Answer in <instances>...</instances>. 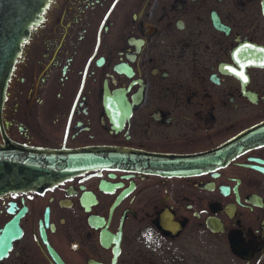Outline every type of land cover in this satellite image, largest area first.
<instances>
[{
	"label": "flooded vegetation",
	"instance_id": "1",
	"mask_svg": "<svg viewBox=\"0 0 264 264\" xmlns=\"http://www.w3.org/2000/svg\"><path fill=\"white\" fill-rule=\"evenodd\" d=\"M6 142L85 166L0 196V264H264V0H50Z\"/></svg>",
	"mask_w": 264,
	"mask_h": 264
},
{
	"label": "water",
	"instance_id": "2",
	"mask_svg": "<svg viewBox=\"0 0 264 264\" xmlns=\"http://www.w3.org/2000/svg\"><path fill=\"white\" fill-rule=\"evenodd\" d=\"M49 2L0 0V112L22 45ZM63 152L71 153L27 148L11 142L0 144V196L11 190L54 184L85 166V162Z\"/></svg>",
	"mask_w": 264,
	"mask_h": 264
}]
</instances>
